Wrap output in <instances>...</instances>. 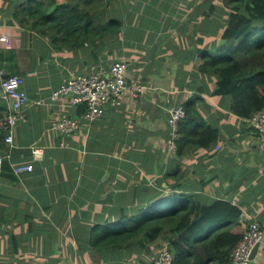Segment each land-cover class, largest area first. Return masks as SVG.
Masks as SVG:
<instances>
[{
  "label": "crops",
  "instance_id": "crops-1",
  "mask_svg": "<svg viewBox=\"0 0 264 264\" xmlns=\"http://www.w3.org/2000/svg\"><path fill=\"white\" fill-rule=\"evenodd\" d=\"M29 2L0 0V25L13 37L12 46L0 45V81L20 75L30 98L14 145L0 131V264H150L166 245L100 249L93 242L122 216L157 208L172 195V202L189 195L201 206L228 200L264 227V137L248 121L258 96L241 83L240 102L233 93H217L218 77L200 70L204 50L216 47L226 30L221 24L229 22L225 0L218 9L214 0H94L92 21L121 20V28L113 24L119 30L109 27L78 45L74 37L54 43L42 29L18 22L28 18ZM119 60L129 83L145 84V93L125 92L120 105L106 106L71 136L52 129L85 110L69 98L51 102L52 92L73 72H97ZM188 102L183 146L171 153L169 108ZM6 105L0 100V116ZM208 127L216 139L204 132ZM28 163L32 172H15ZM251 264H264V242Z\"/></svg>",
  "mask_w": 264,
  "mask_h": 264
},
{
  "label": "trees",
  "instance_id": "trees-1",
  "mask_svg": "<svg viewBox=\"0 0 264 264\" xmlns=\"http://www.w3.org/2000/svg\"><path fill=\"white\" fill-rule=\"evenodd\" d=\"M92 1L70 0L66 3L64 0L60 4L59 0H30L23 8L28 18L19 21L14 18L20 23L25 22V26L42 29L41 32L54 43L64 42L66 45V37H74L72 43L78 45L95 34H103L109 27L115 28L113 24L121 28V20H113L107 26L95 24L90 16ZM225 3L231 13L229 22L221 24L226 30L216 47L204 50L200 70L218 77L217 93H233L238 102L241 101L237 96L238 83L246 84L249 95L258 96L252 104L255 113L264 107V61L246 62L247 59H264V0H225ZM74 22L78 27H72L70 32V24ZM255 76L262 78L253 84L246 83ZM192 104L184 105L188 113L184 120L192 114ZM183 121L179 127V151L183 146L181 139L185 136ZM204 132H208L209 139L217 138L213 128L208 127ZM175 198L177 196L172 195L165 204L146 212L122 216L107 229L99 231L93 245L111 249L158 241L164 248L167 242L174 252V264H230V253L245 233L239 222L241 209L225 199L201 206L189 195H185L180 203L172 202Z\"/></svg>",
  "mask_w": 264,
  "mask_h": 264
},
{
  "label": "built area",
  "instance_id": "built-area-1",
  "mask_svg": "<svg viewBox=\"0 0 264 264\" xmlns=\"http://www.w3.org/2000/svg\"><path fill=\"white\" fill-rule=\"evenodd\" d=\"M0 45L5 47L13 45V37L3 25H0ZM146 89L147 86L143 83H129L124 60L116 61L108 69L97 72H73L67 82L52 92L50 100L58 103L69 98L72 105L84 106L85 110L80 117L60 118L52 129L71 136L83 125L84 121L91 124L102 116L106 106L120 105L125 92H130L133 97L137 98L142 96ZM29 99L20 75H10L0 81V100L7 104L0 116V131H6L5 139L12 145H14L17 126L28 121ZM187 116V110L182 104L169 108L167 146L171 153L178 152L179 127L181 121ZM248 121L250 126L264 137V107L253 113ZM32 152L35 159L42 156L41 149L37 146L32 147ZM2 164L3 157L0 154V169ZM34 169L33 163L14 166L17 174L32 172ZM241 219L246 223L245 233L230 253V264H251L255 247L264 242V227L247 215H241ZM150 264H174V252L168 243Z\"/></svg>",
  "mask_w": 264,
  "mask_h": 264
},
{
  "label": "water",
  "instance_id": "water-1",
  "mask_svg": "<svg viewBox=\"0 0 264 264\" xmlns=\"http://www.w3.org/2000/svg\"><path fill=\"white\" fill-rule=\"evenodd\" d=\"M259 246H260V244H258V245L255 247L254 252H253V258H254V256H255L256 252L258 251Z\"/></svg>",
  "mask_w": 264,
  "mask_h": 264
},
{
  "label": "rangeland",
  "instance_id": "rangeland-1",
  "mask_svg": "<svg viewBox=\"0 0 264 264\" xmlns=\"http://www.w3.org/2000/svg\"><path fill=\"white\" fill-rule=\"evenodd\" d=\"M214 1L216 2V5H215V6H216V9H218V6H219V5H218L217 2H218V1H221V2H222V0H214ZM112 22H113V20L110 21V24H111Z\"/></svg>",
  "mask_w": 264,
  "mask_h": 264
},
{
  "label": "clouds",
  "instance_id": "clouds-1",
  "mask_svg": "<svg viewBox=\"0 0 264 264\" xmlns=\"http://www.w3.org/2000/svg\"><path fill=\"white\" fill-rule=\"evenodd\" d=\"M167 243V242H166ZM166 245V244H165Z\"/></svg>",
  "mask_w": 264,
  "mask_h": 264
}]
</instances>
